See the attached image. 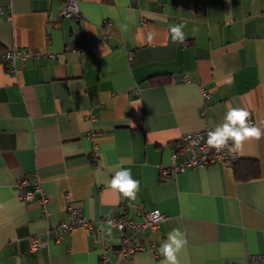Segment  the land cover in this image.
Returning a JSON list of instances; mask_svg holds the SVG:
<instances>
[{
  "label": "crops",
  "instance_id": "obj_1",
  "mask_svg": "<svg viewBox=\"0 0 264 264\" xmlns=\"http://www.w3.org/2000/svg\"><path fill=\"white\" fill-rule=\"evenodd\" d=\"M79 4L80 17L59 18L64 0H0V55L31 52L15 70L0 61V264H101L105 245L112 264H160L173 228L188 241L180 264H249L264 253V139L238 152V169L255 170L251 177H238L234 163L165 168L182 135L214 129L229 106L247 109L256 126L264 120V0ZM181 22L185 42L173 43L168 30ZM137 30L158 36L141 45ZM119 168L140 181L135 201L108 187ZM35 175L48 214L38 195L19 197ZM69 202L95 227L57 239ZM140 205L166 215L146 231L156 247L146 240L120 256L107 218L140 219ZM31 237L45 242L32 251Z\"/></svg>",
  "mask_w": 264,
  "mask_h": 264
},
{
  "label": "built area",
  "instance_id": "obj_2",
  "mask_svg": "<svg viewBox=\"0 0 264 264\" xmlns=\"http://www.w3.org/2000/svg\"><path fill=\"white\" fill-rule=\"evenodd\" d=\"M65 5L59 11V18H78L81 15V8L79 0H64ZM31 54L29 50L20 49H7L0 55V61L5 62L10 69H16L17 61H20L24 65L27 56ZM184 80L188 81L187 76L183 77ZM203 92L204 100H208L211 94L208 92L207 88L203 84H200ZM250 123H254V119L250 115ZM212 129H204L195 132L185 133L179 138L176 150L172 153V166L165 168V172L171 168H174L175 172H183L187 168L191 167H203L209 163H225L231 164L238 160L239 154H230L226 149L222 152H217L215 149H209L207 146V132ZM183 156L184 161L182 163L177 162L178 156ZM36 176V175H35ZM20 186L28 183V179H21L19 182ZM35 195H38V202L42 205L43 212L48 214L47 205L50 202L49 197L44 192L40 178L35 177V182L31 190H28L24 194H20V199L24 201L32 200ZM138 215L140 219H135L126 214L114 215L107 218L111 221L120 233V243L117 248V254L120 256L130 255L136 251H141L147 246L145 244L146 240H149L152 247H156V241H151L148 234L146 233L149 227H158L166 218L165 213L161 212L159 209L146 210L142 205L139 206ZM77 226H84L89 229L95 227V221L88 219L82 208L78 205H74L69 202L65 209V216L60 219L56 225V230L58 232L57 239H60L65 232ZM98 229L101 228L99 225ZM97 241V240H96ZM45 242L39 240L38 237H31L30 239V249L35 251ZM108 246L105 245L103 254L101 256V264H112L108 255ZM156 251V249H155ZM157 253V252H156ZM249 264H264V253H254L249 255Z\"/></svg>",
  "mask_w": 264,
  "mask_h": 264
},
{
  "label": "clouds",
  "instance_id": "obj_3",
  "mask_svg": "<svg viewBox=\"0 0 264 264\" xmlns=\"http://www.w3.org/2000/svg\"><path fill=\"white\" fill-rule=\"evenodd\" d=\"M184 27L183 22L170 26L168 31L173 43L185 42ZM122 31H127V25L122 26ZM157 36L158 33L155 30H149L146 34L143 30H137L136 39L141 45L145 43L151 45ZM222 83L230 85L233 80L229 76ZM250 115V112L243 107L229 106L223 122L207 132L208 148L215 149L217 152L226 149L230 154H234L240 152L245 143L264 139V120L260 121V126H256L250 123ZM108 187L118 196L135 201L140 191V181L133 178L131 169L119 168L108 181ZM108 234L111 235L110 229ZM187 243L186 233L180 228L169 231L166 240L159 248V253L163 257L160 264H180L179 254L185 249Z\"/></svg>",
  "mask_w": 264,
  "mask_h": 264
},
{
  "label": "trees",
  "instance_id": "obj_4",
  "mask_svg": "<svg viewBox=\"0 0 264 264\" xmlns=\"http://www.w3.org/2000/svg\"><path fill=\"white\" fill-rule=\"evenodd\" d=\"M162 76L165 77L164 75H162ZM157 81L158 82H162L161 80H157ZM164 81H167V77H165ZM239 160L235 161L234 164H233L236 167L235 172H236L238 177H246L247 178V177L254 176V174L257 173L255 170H252V171L248 170L247 171V170H244V169L240 170V168L238 169L237 163L239 162Z\"/></svg>",
  "mask_w": 264,
  "mask_h": 264
}]
</instances>
